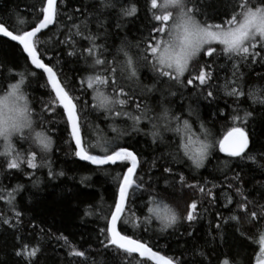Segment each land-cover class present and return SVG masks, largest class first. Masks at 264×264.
Wrapping results in <instances>:
<instances>
[{
    "label": "trees",
    "instance_id": "obj_1",
    "mask_svg": "<svg viewBox=\"0 0 264 264\" xmlns=\"http://www.w3.org/2000/svg\"><path fill=\"white\" fill-rule=\"evenodd\" d=\"M199 2L206 8L210 22L228 18L224 13L230 11L228 5L231 0ZM133 3L137 6V14L133 17L123 16L120 6ZM251 3L255 6L259 0H251ZM40 4L41 0H0V21L9 30L31 28L39 16ZM57 6L61 13L57 18L58 23L70 25L72 21L67 19L68 15L78 24L87 18L88 30L93 34L100 33L96 43L107 48L105 56L109 61L122 41L139 43L149 37L153 25L150 0H118L114 7H103L101 0H63V3L58 0ZM20 20H25V25H20ZM66 32L67 27L58 28L55 23L48 27L39 34L42 41L39 51L45 63H49L47 57L59 59L56 67L65 83H78L82 75L88 74L85 71L87 65L83 59L67 56L69 49L59 43ZM151 34L158 36L154 32ZM77 40V47L88 45L87 40ZM214 47L219 51L222 46ZM255 51L264 56L259 46ZM26 56L22 46L0 37V61L3 62L0 63V90L6 89L8 83L17 82L18 73L25 74V90L39 121L38 129L50 137L52 145L50 152L32 146V150L37 152L36 169H30L24 164L19 170H9L5 158L0 157V186L6 192H12L13 188L20 186L14 196L15 210L22 214L21 224L16 229L0 224V264H23L13 254L22 244L29 247L39 245L41 251L36 258L38 264H78V261L84 264H120L116 259L117 254L105 249L100 243L103 236L99 235V229L104 221L97 218L101 206L107 212L108 205L112 204L116 188L112 176L115 172L110 170L111 174H105L99 170L90 171L98 166L80 161L74 155L75 142L71 129L65 131L64 121L57 115L59 109L56 112H44L41 118L42 105L48 99L46 93L50 86H42L47 79L46 75L41 76L42 71L35 69L30 59L26 61ZM213 56L217 57V54ZM260 56L249 55L247 60H241L240 57L230 59L219 52L215 63L205 69L206 73L211 74V79L205 85H199L196 81L192 85L181 86L164 78L149 93L141 94L140 88H137L134 101L126 105L131 112L135 109V102L146 104L153 116L159 114L162 108H167L170 117H180L181 123L188 120L192 132L201 136V139L203 125L211 133L212 140L222 139L226 131L234 126L233 115H238L241 119L235 124L243 126L250 141L245 156L251 154L255 160L228 157L215 147L203 167L197 169L183 155L182 149H177L176 145L182 142V137L173 131L162 128L163 141L157 139L153 143L152 124L147 118L141 121V131L138 133L131 132L129 126L132 121L126 117L117 118L113 125L118 131L131 132L130 135L120 137L117 142L138 154L140 166L137 172L153 184L155 191L152 195L165 197V203L173 206L175 202L169 196L186 199L189 203L191 199L197 201L199 217L194 222L182 219L174 228L161 232L159 221L153 219L147 225L148 230L144 231L143 226L133 228L132 222L136 216L143 220L141 211L148 215L144 205L152 196L148 191L138 193L135 202L131 204L135 216H130L129 223L124 226L126 234L147 242L153 250L180 261V264H222L224 259H228L230 264H256L259 255V244L254 237L256 228L243 209L237 208L241 196L237 195L236 188H242L243 195L252 201L248 205L250 210L264 205V61ZM199 59L211 62L213 57L202 53ZM5 66L7 72L3 71ZM32 70L36 71V76L29 74ZM139 76L141 85H153L154 76L148 68H142ZM187 78L188 73H185L183 79ZM226 83L237 87V91H243L244 95H228L224 87ZM206 91H212L213 96L206 98ZM227 91H231V87ZM252 92H258L259 100L254 99ZM81 99L90 101L91 97L83 95ZM246 113L249 115L246 116ZM88 121L103 129L108 137L117 136L108 127L112 121L105 120L103 113L88 115ZM175 123L173 119L172 127ZM15 144L17 150L23 152L29 148L30 142L16 139ZM163 167H171L173 173L164 174ZM50 169L53 173L63 171L65 174L49 175ZM162 174L170 177L168 184L161 178ZM180 175L184 176L186 183L205 186L206 192L210 189L212 195L202 196L197 188L195 195L191 196L194 190L187 188L186 184L181 187ZM237 175L238 181L235 179ZM85 177L90 179L84 180ZM172 184H175V188L171 187ZM229 184H232L231 188ZM0 195H5V192H0ZM229 200L231 203H228ZM93 208L96 215H85L87 210ZM178 210L183 212V204ZM233 215L237 216V220L230 219ZM0 216L9 219L14 217V211L4 199H0ZM218 223L221 224L220 229L216 228ZM60 235L66 236L70 244L84 251L86 256L77 258L68 255L69 247L56 239ZM141 260L146 261L139 258L132 260L131 264H139ZM124 264H128V261ZM147 264L153 263L147 261Z\"/></svg>",
    "mask_w": 264,
    "mask_h": 264
},
{
    "label": "snow or ice",
    "instance_id": "obj_2",
    "mask_svg": "<svg viewBox=\"0 0 264 264\" xmlns=\"http://www.w3.org/2000/svg\"><path fill=\"white\" fill-rule=\"evenodd\" d=\"M117 2L118 0H107L105 3V0H101L103 7H114ZM228 8L230 11L224 13L228 17L226 20L210 22L206 8L199 0H150L149 10L152 12L153 25L149 37L136 44L126 40L122 41L115 50L111 61L105 56L107 48L103 44L96 43L100 39V33L93 34L88 30L87 18L78 24L71 15H68L67 19L72 21L70 25L58 23L57 18L61 13L58 10L57 0H41V4L38 6L39 16L31 28L9 30V27L0 21V36L10 38L11 41L17 42L18 46H22V52L27 54L25 60L30 58L31 65H34L35 69L42 70L41 76L46 74L47 79L42 86L46 88L50 86V88L46 93L48 99L42 105L41 118L44 112H56L59 109L57 115L63 119L65 131L71 129V136L75 142L74 155L80 161L98 166L89 169L90 171L99 170L105 174H111L110 170L115 172L112 176L116 185L112 204L108 205L107 212L101 206L97 218L104 221L103 226L99 229V235L103 236L100 243L105 249L113 250L117 254L116 259L120 264H124L125 261L131 264L132 260H139L141 257H146L147 260H141L139 264H147V261H155V264H180V261L161 255L159 251H154L147 242L125 233L124 226L129 223L130 216H135L131 204L135 202L138 193L142 194L148 191L152 198L147 200L144 205L148 215H144L141 211L143 220L136 216L132 222L133 228L143 226L144 231H147V225L154 219L159 221L160 231L165 232L174 228L182 219L194 222L199 217L196 199H191L189 203L186 199L169 196V199L175 202V206H173V204L165 203V197L157 198L156 195H152V192L155 191L153 184L146 180L144 175L137 172L140 166L138 154L126 145L117 142L120 137L130 135L131 132H140L139 125L143 119L147 118L152 124L153 143L157 139L163 141L162 128L181 136L182 142L178 143L176 147L178 150L182 149L183 155L188 157L197 169L203 167L211 153L209 149L215 147H218L219 151L228 157L255 160L251 154L245 156L250 141L243 126L235 124L241 119L238 115H233L234 126L226 131V135L222 139L212 140L210 139L211 133L203 125H201V135L203 136L201 139V136L192 132L188 120H183L181 123L180 117H170L167 108H162L159 114L153 116L150 115L146 104L135 102V109L131 112L126 107L134 101L137 88H140L141 94L149 93L153 91L156 83L163 81L164 78H167L168 81H175L181 86L192 85L196 81L199 85H205L211 79L210 72L206 73L205 69L210 68L211 63H215L219 52H223L230 59L240 57L241 60H247L249 55L260 56V53L255 49L259 46L261 51H264V0H259L255 6L252 5L251 0H231ZM137 11V6L134 3L130 6H120V12L125 17H133ZM197 17H202V19H197ZM25 23V20L19 21L20 25H25ZM54 23L58 28L67 27L64 38L59 41L61 45H65L69 49L67 56L78 57V60L83 59L87 65L85 71L88 74L82 75L78 83H65L61 79V72L56 67L60 62L58 58L54 60L52 57H47L49 63H45L41 58L39 48L42 41L38 34ZM153 32L158 36H152ZM45 35L47 34L45 33ZM77 38L87 40L88 45L77 47ZM214 45L222 47L218 51ZM202 53L204 56L213 57L212 61L199 59ZM214 53L217 54V57L213 56ZM260 59L264 61V56H260ZM0 63L3 62L0 61ZM142 68H148L153 73L154 82L151 87L140 83L139 73ZM3 71H8L6 66ZM185 73H188L186 80L183 79ZM29 74L37 75L35 70ZM18 75L19 80L15 83H8L4 89L6 95L0 97V121H3V118L7 116L8 119L13 120L14 127H30L29 97L25 90L26 77L23 72ZM164 82L167 83V81ZM224 87L228 95H244L243 91H237V87L228 83ZM229 87H231V91H227ZM251 94L254 99L259 100L258 92ZM83 95H90L91 100L83 101L81 99ZM212 96V91H206V98ZM92 113H103L105 120H111L112 124L108 127L110 131L116 132L117 136L108 137L103 129L93 126L88 121V115ZM247 115L249 114L246 113ZM124 117L132 121L129 126L131 132L118 131L113 126L117 118ZM173 119L176 122L174 127H172ZM86 137L88 139H85ZM17 139L29 141L23 135ZM34 143L44 152L51 151L52 141L43 131L35 133ZM32 146L33 143L30 142L29 148L21 152L17 150L16 144L15 146L5 144L4 151L0 152V157L5 158L7 169L19 170L24 164L30 169H36L38 167L37 152L32 150ZM117 168L120 171H115ZM163 173H173V169L163 167ZM64 174L63 171L53 173L51 169L49 170V175L63 176ZM161 178L166 184L170 181V177L167 175L162 174ZM87 179L90 177L84 178V180ZM235 179L238 181L239 176L237 175ZM179 181L181 187L186 184L187 188L194 190L191 196L195 195L197 188L202 196L212 195L210 189L206 192L205 186L186 183L183 175L179 176ZM215 186L213 185V187ZM171 187L175 188V184H172ZM229 187L231 188L232 184H229ZM19 190V185L13 188L12 192H6L0 186V192H5V195H0V199L6 200V203L11 206V210L14 211L12 219L0 216V224L8 225L13 229L18 228L21 224L22 214L15 210L14 196V193ZM236 193L241 196V201L237 202V208L243 209L249 217V221L256 228L254 237L255 242L259 244L256 264H264V205L250 210L248 205L252 201L243 195V189L237 187ZM228 203H231V200ZM181 204H183V212L178 210ZM85 215H96L95 209L87 210ZM230 219L237 220V216L233 215ZM216 228L220 229L221 224H216ZM56 239L63 241L65 246L69 247L68 255L77 258L86 256L84 251L77 250L72 246L66 236L60 235ZM40 251L39 245L29 247L22 244L19 246V250L14 251L13 254L22 260L23 264H38L36 258ZM133 254L138 255L133 256ZM78 264H84V262L78 261ZM222 264H230V262L228 259H224Z\"/></svg>",
    "mask_w": 264,
    "mask_h": 264
},
{
    "label": "clouds",
    "instance_id": "obj_3",
    "mask_svg": "<svg viewBox=\"0 0 264 264\" xmlns=\"http://www.w3.org/2000/svg\"><path fill=\"white\" fill-rule=\"evenodd\" d=\"M22 87V91H23ZM6 95L5 90H0V97ZM28 109H29V118L31 119V126H24V127H14L13 120L8 119L7 116L3 118V121H0V152L4 151L5 144H12L15 146V141L17 137L23 135L26 139L33 143V147L39 148L38 145L34 143V136L35 133L39 131L38 124L39 121L36 118V114L32 108L31 102H28ZM213 149H209L211 152Z\"/></svg>",
    "mask_w": 264,
    "mask_h": 264
},
{
    "label": "water",
    "instance_id": "obj_4",
    "mask_svg": "<svg viewBox=\"0 0 264 264\" xmlns=\"http://www.w3.org/2000/svg\"><path fill=\"white\" fill-rule=\"evenodd\" d=\"M57 3H58V0H57ZM53 25V24H52ZM51 25H49V27H50ZM46 29H44V30H42V32H44ZM41 32V33H42ZM39 35V34H38ZM0 37H2V36H0ZM2 38H5V39H7V40H9V41H11L10 40V38H6V37H2ZM11 42H14V43H17V42H15V41H11ZM27 55V54H26ZM30 59V58H29ZM31 61V60H30ZM42 71V70H41ZM46 75V74H45ZM225 154V153H224ZM226 155V154H225ZM84 162H86V161H84ZM86 163H88V164H90L89 162H86ZM138 170V169H137ZM155 251V250H154ZM161 254V253H160ZM134 255H138V254H134ZM161 255H163V254H161ZM142 259H146L147 260V258L146 257H141ZM150 262H152L153 264H155V261H150Z\"/></svg>",
    "mask_w": 264,
    "mask_h": 264
}]
</instances>
